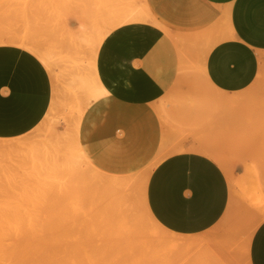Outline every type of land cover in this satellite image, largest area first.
Here are the masks:
<instances>
[{"label": "crops", "instance_id": "1", "mask_svg": "<svg viewBox=\"0 0 264 264\" xmlns=\"http://www.w3.org/2000/svg\"><path fill=\"white\" fill-rule=\"evenodd\" d=\"M137 1L150 19L117 26L98 48L96 74L106 93L82 114L80 148L109 175L148 167L165 137L155 106L180 72L185 78L194 66L232 105L218 108L197 137L176 142L169 125L172 153L150 174L148 211L182 239L186 264H264V205L246 239V218L234 213L255 209L244 206L228 178L237 180L251 167L264 176V0ZM68 26L80 24L72 19ZM51 80L32 52L0 45V140L26 135L42 122Z\"/></svg>", "mask_w": 264, "mask_h": 264}, {"label": "rangeland", "instance_id": "2", "mask_svg": "<svg viewBox=\"0 0 264 264\" xmlns=\"http://www.w3.org/2000/svg\"><path fill=\"white\" fill-rule=\"evenodd\" d=\"M132 1L142 9L137 0ZM91 2L95 0H0V35L23 36L42 50L53 52L60 78L57 108L31 132L9 141L25 140L28 144L23 151L14 152L13 159L0 158V236H26L27 250L13 254V264H132L135 257H150L152 264H186L188 257L184 258L182 247H175L182 239L151 224L139 206V182L128 192L108 191L86 180L87 164L76 162L69 169L65 166L73 152L76 104L65 95L68 77L64 70L75 59L80 58L84 66L88 62L84 49L79 53L71 50L69 44L82 43L83 37L77 41L71 33L78 28L73 30L68 23L81 20ZM93 31L94 27H87V35L95 34ZM187 70L184 83L158 103L165 106L168 125L175 127L172 132L176 142L190 135L197 137L218 108L231 107L222 102L224 97L213 92L194 66ZM77 96L80 102L82 95ZM43 145L49 156L42 155L37 170L26 151ZM52 156L59 158L57 170L51 165ZM257 172L251 167L237 180L231 175L240 201L255 209L253 213L240 207L234 213L246 218V239L263 215L264 176ZM121 196L130 200L134 215L126 210L120 213Z\"/></svg>", "mask_w": 264, "mask_h": 264}, {"label": "bare ground", "instance_id": "3", "mask_svg": "<svg viewBox=\"0 0 264 264\" xmlns=\"http://www.w3.org/2000/svg\"><path fill=\"white\" fill-rule=\"evenodd\" d=\"M91 4L93 5L87 8L89 12L85 13V16L81 20L78 21V23L80 24L78 29L76 31H72L71 33L73 37L74 36L76 37L77 41L80 40L79 39L80 37H83L82 43L78 41L79 43L72 42L69 44L70 48L72 47L71 50L73 52L79 53L80 48L84 49L86 53L87 61H88L87 65L84 66L79 58V59H75L71 61V65H68V68L64 70L65 75L68 77L65 83V90H64L65 95L69 98L70 101L75 102L76 104V111H75L76 114L74 115V118H73V127H74L73 152L66 159L65 166L69 169L76 162L87 164L89 166V174H86V175H88L89 177L88 178L86 177L87 179L86 178L85 179L89 181V183H91L92 185L98 188L106 189L108 191L110 190V191L128 192L130 187L134 183L139 182L140 183L139 185L140 186L139 187L140 201L138 203L139 206L141 205V207H143L151 224L168 232L166 229L161 227L154 220V218L149 213L147 205H146V187H147L150 174L152 173L153 169L155 168L158 162H160L163 158L167 157L169 154L172 153V151L168 150L166 146L167 140H168L167 132L169 129V125L165 118L167 116L166 114L167 111L165 109V106L162 105V103L159 105L157 104L155 106V109L160 115V118L165 128V137L163 136L164 142H163V145L155 161L151 163L148 167L143 169L142 171L136 174H133V175H128V176L109 175L105 172H102L96 169V167H94L88 161V159L85 157V155L83 154L80 148L79 141H78V127H79L82 114L90 103H92L93 101L100 98L102 95L106 93L97 78L96 68H95L96 55H97V51H98L100 44L102 43L106 35L109 34L110 31L116 28L117 26H120L127 22L143 21L146 19H150V15L147 9L145 7L144 8L142 7V9L138 8V6L134 4L132 0H113L112 2H109L108 0L107 1L95 0V2H91ZM87 27L88 29L89 27H94L93 32L95 34L87 35ZM176 41L179 42L178 39H176ZM0 45H14V46H18V47H21L23 49H26L32 52L42 61V63L45 65L48 72L50 73V76L52 79L51 80L52 81V101H51V104H50V107L48 109L46 116L42 120V122H44V120L47 119V116L50 115L52 111H54L57 108L58 103H59L60 96H59L58 82L60 78L58 76V73L56 72V70L59 69L57 68L59 67L57 65L58 59L57 60L56 58L54 59L55 54L53 52H47V51L42 50L39 44L32 42L31 40L23 36L0 35ZM184 80H185L184 73L183 71H181L178 77V80L176 81V84L174 85L172 89L184 83ZM205 82L209 85L208 81L205 80ZM77 94L82 95L83 99L80 102L76 100L78 97ZM227 99H228L227 102L226 100H223L222 102L232 105V101L229 98ZM182 117H185V116H182ZM17 138H14V139H17ZM1 141L2 142L0 143V158L7 157L8 159H13L14 152L23 151L24 147L28 144L25 140L9 142V141H13V139H1ZM26 152H27V156L33 160V163L36 169L38 166L40 168V165H41L40 161L42 160L39 161V159H42V155L45 154L44 156L46 155L49 156V150L48 148L45 149L44 145L41 148L31 147L27 149ZM173 152L176 153L178 151H173ZM27 156L22 155L21 157L25 158ZM18 157L21 158L20 156ZM49 159H51L50 161H51V165L53 166V168L57 170V167L60 166V164L58 163L59 158L58 157L56 158V156L55 157L52 156ZM228 178L232 186V189H234V183L232 181V176L230 173L228 174ZM120 198L122 201V203H120V206H121L120 213L126 210V212H128L130 216L134 215L132 203H130V200L128 202V199L127 198L125 199L124 196H121ZM119 236L120 235H118V238ZM25 237L26 236L24 237L21 236V238L18 237L15 239H11V238H5L3 236H0V264H13V258H12L13 254L21 253L24 250H27L26 247L28 244H26L27 242H25ZM182 246H183V241L175 243L176 248L182 247ZM120 253L122 254V252ZM130 253L133 254L134 252H130ZM135 256L136 255H133V257ZM151 260L152 259L150 257L148 258L135 257L132 264H152ZM18 264H21V263H18Z\"/></svg>", "mask_w": 264, "mask_h": 264}]
</instances>
